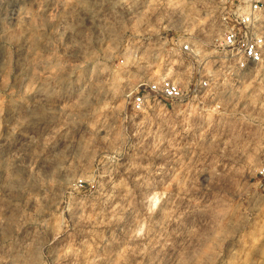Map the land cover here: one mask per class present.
<instances>
[{
    "label": "rangeland",
    "instance_id": "rangeland-1",
    "mask_svg": "<svg viewBox=\"0 0 264 264\" xmlns=\"http://www.w3.org/2000/svg\"><path fill=\"white\" fill-rule=\"evenodd\" d=\"M222 1L0 0V264H264V60L132 110Z\"/></svg>",
    "mask_w": 264,
    "mask_h": 264
},
{
    "label": "built area",
    "instance_id": "built-area-1",
    "mask_svg": "<svg viewBox=\"0 0 264 264\" xmlns=\"http://www.w3.org/2000/svg\"><path fill=\"white\" fill-rule=\"evenodd\" d=\"M263 19L264 0H223L214 18L215 33L210 43L195 45L191 37H177L171 42L181 58L195 59L198 65L191 83L184 85L174 76L156 82L142 81L131 94L132 110L142 112L156 102L188 108L219 84L214 68L224 70L225 76L232 79L233 75L261 64L264 60ZM207 47L212 49L211 57L204 61L200 51ZM260 174L264 177V168Z\"/></svg>",
    "mask_w": 264,
    "mask_h": 264
}]
</instances>
